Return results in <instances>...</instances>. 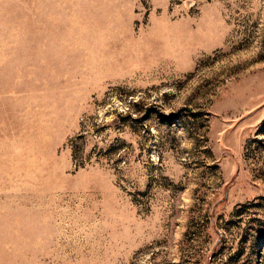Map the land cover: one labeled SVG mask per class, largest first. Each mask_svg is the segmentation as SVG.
<instances>
[{
	"label": "rangeland",
	"instance_id": "1",
	"mask_svg": "<svg viewBox=\"0 0 264 264\" xmlns=\"http://www.w3.org/2000/svg\"><path fill=\"white\" fill-rule=\"evenodd\" d=\"M0 264H264V0H0Z\"/></svg>",
	"mask_w": 264,
	"mask_h": 264
},
{
	"label": "trees",
	"instance_id": "2",
	"mask_svg": "<svg viewBox=\"0 0 264 264\" xmlns=\"http://www.w3.org/2000/svg\"><path fill=\"white\" fill-rule=\"evenodd\" d=\"M169 118H170L169 116L162 115V119H163L164 121L168 120Z\"/></svg>",
	"mask_w": 264,
	"mask_h": 264
}]
</instances>
